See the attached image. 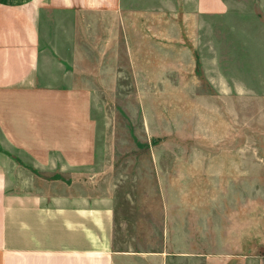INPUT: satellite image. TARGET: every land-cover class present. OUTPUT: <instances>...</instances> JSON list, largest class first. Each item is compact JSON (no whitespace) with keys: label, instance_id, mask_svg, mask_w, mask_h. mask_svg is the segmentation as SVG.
Masks as SVG:
<instances>
[{"label":"crops","instance_id":"0c3cea01","mask_svg":"<svg viewBox=\"0 0 264 264\" xmlns=\"http://www.w3.org/2000/svg\"><path fill=\"white\" fill-rule=\"evenodd\" d=\"M227 10L225 0H0V264L249 263H219L198 245L117 250L113 189L94 168L93 95L116 93L123 54L148 77L155 31L184 55L202 17Z\"/></svg>","mask_w":264,"mask_h":264},{"label":"rangeland","instance_id":"374dc122","mask_svg":"<svg viewBox=\"0 0 264 264\" xmlns=\"http://www.w3.org/2000/svg\"><path fill=\"white\" fill-rule=\"evenodd\" d=\"M225 2L184 55L155 31L149 76L123 54L116 93L93 95L117 250L198 245L264 264V0Z\"/></svg>","mask_w":264,"mask_h":264}]
</instances>
